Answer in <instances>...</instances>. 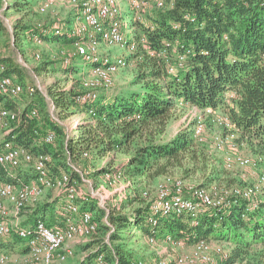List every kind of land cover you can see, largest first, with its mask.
Here are the masks:
<instances>
[{
	"label": "trees",
	"instance_id": "1",
	"mask_svg": "<svg viewBox=\"0 0 264 264\" xmlns=\"http://www.w3.org/2000/svg\"><path fill=\"white\" fill-rule=\"evenodd\" d=\"M41 1L44 0H14L15 5L10 4L25 10L13 25L15 43L34 38L58 43L64 60L70 55L72 61L79 56L75 53L79 37L73 36L70 28L54 27L39 19V13H43L36 7ZM164 1V8L146 10L141 19L133 17L131 23V41L137 43V50L131 52L138 65L134 80L137 88L99 92L96 98L81 103L77 97L84 74L77 64L64 62L66 79L57 78L48 86L47 95L59 120L83 113L77 137L43 107L38 117L32 103L24 107L20 121L5 137L33 154H50L49 173L53 177L69 173L80 184L83 177L78 169L84 176L91 163L94 175L104 181L107 174L119 172L130 182L134 195L120 208L114 206L106 212L97 208L92 196L82 202V210H98L99 237L83 246L90 251L78 264L94 263L99 254H104L110 264L136 262L133 247L137 235H133L132 228L140 238L166 239L169 235L177 243L190 245L203 239L218 240L229 252L210 264H231L257 247L264 250V195L250 199L230 195L222 206L205 207L194 217L188 212H155L151 200L139 191L141 183H156L176 169L184 173L199 171L202 182L198 186L210 188L216 184L218 168L210 160L206 146L194 142L189 129L169 140L163 137L177 110L187 105L222 107L240 135L238 140L264 155V0ZM4 2L0 0V5ZM3 31L0 18V32ZM45 63L36 70L41 71ZM0 65L6 67L5 74L18 77L20 82L24 79L21 65L12 55L0 54ZM169 65L174 66V72H169ZM38 92L21 95L32 97ZM16 98L0 96V108L20 110ZM43 101L44 96L39 95L35 103L42 106ZM51 133L55 140L46 142L45 137ZM121 152L128 155L116 163L113 157ZM104 159L103 165L95 164ZM17 169L15 177L1 171L0 179L20 177L27 181L35 177L31 165ZM53 207L38 203L27 212L22 225L32 226L38 219L49 226L61 223ZM27 250L26 241L16 233L0 237L1 253L24 254Z\"/></svg>",
	"mask_w": 264,
	"mask_h": 264
},
{
	"label": "built area",
	"instance_id": "2",
	"mask_svg": "<svg viewBox=\"0 0 264 264\" xmlns=\"http://www.w3.org/2000/svg\"><path fill=\"white\" fill-rule=\"evenodd\" d=\"M134 18L141 19V15L151 6L164 8V0H128ZM76 6V17L69 32L78 36L75 53L92 63L89 71L83 73L82 90L77 100L85 103L97 97L100 91L110 89L115 80V74L128 65L123 55L103 54L100 52V43L104 42L109 46L118 45L126 47L128 51L137 50V43L127 39L123 32L124 16L120 0H69ZM51 0H45L40 6L41 13L46 12L52 4ZM143 40V39H142ZM36 44H43L40 38H34ZM153 55L155 53H152ZM40 57V55H37ZM181 60L183 57L180 58ZM71 56L65 58L64 62L69 63ZM6 67L0 65V96L18 97L24 92L29 95L36 93L33 85H23L17 77L5 74ZM173 65H169V72H174ZM87 73V74H86ZM201 115L194 125L193 135L195 138H202L204 133L202 115L215 118L225 127L234 126L226 114H219L218 109L212 107L200 108L197 105H190ZM54 110V104L52 103ZM92 112V111H91ZM35 115L36 111H32ZM54 118L60 121L55 115ZM84 116V115H82ZM21 111L0 108V130H3V138L0 142V173L5 172L15 177L12 169L33 166L35 177L25 181L22 178L16 180L0 179V237L10 233H16L26 241L28 250L21 255H12L0 252V264H65L66 259L74 254V248L68 242H84L98 232L99 223L96 220L94 211L82 210V202L87 201L95 195H88L77 181H73L69 173H62L53 177L49 173V162L52 157L48 153L33 154L22 146H17L12 140H6L13 129V125L20 121ZM81 117V116H80ZM84 121L80 118L78 126ZM78 135V130L75 131ZM236 138V132H229L226 140ZM55 136L51 133L45 137L46 142H53ZM217 142H224V139L216 137ZM87 153H85V156ZM257 163H264V156H255ZM255 159L248 155L235 154L226 158L230 167H246L255 163ZM78 172L83 173L78 169ZM124 179L121 173L107 174L104 187L114 185ZM84 181V178H83ZM124 182H126L124 180ZM126 183H130L127 181ZM264 185V168L261 171L259 181L252 186H238L217 195L208 188L189 185L183 179L172 175H165L156 185L155 194L144 191L143 196L151 200L152 209L155 212L183 213L188 212L196 217L205 207L222 206L230 195H240L250 199L260 192ZM101 187V186H100ZM47 190H57L64 193L62 202L57 209V215L62 222L52 226L38 219L32 226L22 225L23 217L31 211L42 199ZM211 191V192H209ZM102 202V200H101ZM104 207L103 204H101ZM105 208V207H104ZM105 222L112 226L107 218ZM156 223V220H153ZM110 233V232H109ZM108 241V237L106 238ZM156 237H150L149 242L156 243ZM166 242L177 243L171 236H167ZM214 240H200L192 245L191 253L188 256L179 255L172 264H210L215 261L213 251L224 253V245ZM223 245V247H222ZM215 247V248H214ZM83 264H110L104 254H99L94 263L84 262ZM133 264H144L142 260ZM160 264H168L161 260Z\"/></svg>",
	"mask_w": 264,
	"mask_h": 264
},
{
	"label": "rangeland",
	"instance_id": "3",
	"mask_svg": "<svg viewBox=\"0 0 264 264\" xmlns=\"http://www.w3.org/2000/svg\"><path fill=\"white\" fill-rule=\"evenodd\" d=\"M44 1L41 2L43 3ZM51 2L53 3L50 4V8H48L43 14L39 13L38 18L45 23L53 24L54 27L67 28L70 23L74 22V19L76 17V6L69 2V0H57V2L56 0H51ZM42 3L39 4L41 5ZM120 3L125 21L123 32L125 33L127 39H131L134 32V28L131 25L134 14L129 6L128 0H120ZM10 4L15 5L14 0H5L4 4L0 5V18L5 26V31L0 32V54L12 55L15 61L19 65H21L23 69L24 79L21 82H23L25 86L33 85L39 91L36 96L30 97L28 94H24L17 97L16 99H18L19 101L18 106H20V110L18 111H22L24 107L27 106V104L32 103L34 104L33 108L38 110V117L42 116L41 107H43L49 113L57 116L52 108V101L47 95V90L48 86L53 84V82L57 78L66 79V76L63 72L64 57L61 49L58 47V43H48L46 41H44L43 44H36L34 40L30 41L26 39L23 41L21 40V42L15 43L13 25L15 21L25 13V10L17 9ZM39 4L36 9L39 8ZM155 8V6H151L147 9V11L153 9L155 10ZM99 50L103 54L108 53L112 55H123L127 59V61H129L126 67L120 69L115 74L113 86L108 90H103L104 92H128L138 87L134 84L135 76L138 73L137 61L126 47H120L118 45L109 46L106 43L101 42ZM37 55H40V57H38ZM78 57L72 59L71 63L74 65L77 64L81 72L84 70L89 71L92 67V63L87 62L82 57ZM44 61H47V63H45L43 66L44 68L41 71H37L36 67L38 65H42ZM17 80L20 82V79L18 77ZM68 85H71V83H69ZM103 91H100V93ZM39 95L44 96L45 98L42 106L35 103V100ZM218 112L221 115L225 114L222 107L218 109ZM82 115L83 113L77 112L75 114H71L65 119H60V122L68 128L71 135L75 136L77 134L75 131L78 130L79 127L78 123L76 124V122L80 121V116ZM199 115L201 114L190 105L179 108L176 112L175 118L171 120L165 134L163 135L164 139H172L181 130L189 129L192 132L194 142L196 144L206 146L205 148L209 152L208 154L210 160L213 161V163H215L218 168V179L216 180L217 182L215 185L211 186L208 189L213 191L217 195H222L223 193H225V191H228L233 187L252 186L257 184L261 171L264 168V163L256 162L255 156L259 155L252 149L251 146H249V144L242 143L240 140H238V137H240V135L234 128V126L225 127L218 122L219 120H216L215 118L213 119L209 116L202 115L203 117H201V120H204V133L201 139L195 138L193 135V127L197 123ZM232 131L236 132V138L226 140L225 138L227 134ZM2 133L3 130L1 129L0 142L3 138ZM220 136L222 139H224V142H217L216 137ZM235 154L248 155L255 159V163H252V165L246 167H230L227 164L226 158ZM127 155V153L121 152L113 157V159L116 163H119L120 161L124 160ZM108 158H110V156L107 157V159ZM105 162L106 159L96 161L95 164L97 166H100ZM17 170V168L12 169V172L16 173ZM172 176L183 179L189 185L198 186L200 182H202V175L201 173H199V171L190 170L187 173H184L183 170L176 169ZM163 177L157 179L156 183H158ZM83 178L84 181H82L79 186L88 195H95L94 199L97 201V208H103L106 210V212H109L110 208L112 209L114 206L120 208L123 202L124 204H128L127 201L129 197L134 195L130 183L124 182V179H122L121 182L118 181L114 185H110L109 187L106 186L105 188H103L105 181L102 180L100 176L94 175L93 166L91 165V163H89V167L85 171ZM154 182H150L149 184L151 185H149L148 182L141 183V188H139L140 193L143 194V192L147 190L151 192L152 195H154V190L157 185ZM256 194L258 196L259 194L264 195L263 187L260 192ZM63 196L64 193H59L57 190H47L42 201L49 203V205H54V211L57 212V209H59V206L62 202ZM101 204H103L105 208L102 207ZM97 208L94 211L96 216L98 212ZM51 209L52 207L47 211L50 213ZM26 218L27 216L25 215L23 217V220H25ZM103 218L104 220L106 219L104 215ZM131 230L132 232H134L133 235H137V239L134 240L133 247L135 254V257L133 259L134 261L142 260L144 264H160L161 260H166L168 264H172L179 255L188 256L191 253L192 245L188 243H151L149 242V238H140V236L138 235V231H136L134 228H132ZM98 237L99 234L97 232L93 235V237L87 239L84 242H68V245L73 246L74 254L66 259L65 264H78L79 260H81L82 257H84V255H86L90 251V249L85 250L83 246L88 244V242H92ZM213 240L216 243H220L218 240ZM214 250L215 251H213V256L217 260L220 259V255H226L229 252V249H225V247V254L219 253L216 249ZM12 255L17 256L21 254L12 253ZM231 264H264V250L257 247L250 253V255L242 257L241 259Z\"/></svg>",
	"mask_w": 264,
	"mask_h": 264
},
{
	"label": "crops",
	"instance_id": "4",
	"mask_svg": "<svg viewBox=\"0 0 264 264\" xmlns=\"http://www.w3.org/2000/svg\"><path fill=\"white\" fill-rule=\"evenodd\" d=\"M56 2H57V0H56ZM69 23H70V22H69ZM72 25H73V22L70 23V24L67 26V29L71 28ZM85 72H87V71H85V70L82 71V73H85ZM67 87H69V85H68ZM80 118H81V119H84L85 117H84V116H81ZM21 174H22V173H21ZM16 175H18V174L16 173ZM22 175H23V174H22ZM19 178H20V177H19ZM22 179H24V178H22ZM262 196H263V195H262ZM157 240H158L157 242H162V243H166V244H171V243H169V242H166L164 238H158Z\"/></svg>",
	"mask_w": 264,
	"mask_h": 264
}]
</instances>
